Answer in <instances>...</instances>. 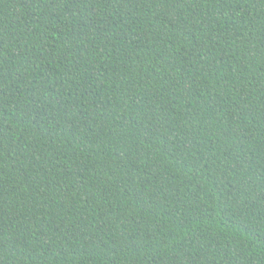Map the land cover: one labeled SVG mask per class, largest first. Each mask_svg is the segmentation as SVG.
<instances>
[{"label":"trees","instance_id":"16d2710c","mask_svg":"<svg viewBox=\"0 0 264 264\" xmlns=\"http://www.w3.org/2000/svg\"><path fill=\"white\" fill-rule=\"evenodd\" d=\"M0 264H264V0H0Z\"/></svg>","mask_w":264,"mask_h":264}]
</instances>
